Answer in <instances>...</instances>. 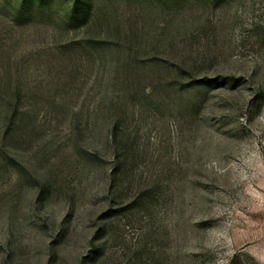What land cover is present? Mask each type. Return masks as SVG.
Returning a JSON list of instances; mask_svg holds the SVG:
<instances>
[{"label": "rangeland", "instance_id": "1", "mask_svg": "<svg viewBox=\"0 0 264 264\" xmlns=\"http://www.w3.org/2000/svg\"><path fill=\"white\" fill-rule=\"evenodd\" d=\"M0 0V264H264V0Z\"/></svg>", "mask_w": 264, "mask_h": 264}, {"label": "trees", "instance_id": "2", "mask_svg": "<svg viewBox=\"0 0 264 264\" xmlns=\"http://www.w3.org/2000/svg\"><path fill=\"white\" fill-rule=\"evenodd\" d=\"M21 8H22V9L25 8V1H24V0H22Z\"/></svg>", "mask_w": 264, "mask_h": 264}]
</instances>
